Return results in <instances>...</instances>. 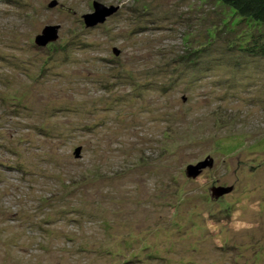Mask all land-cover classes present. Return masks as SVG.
<instances>
[{
  "label": "rangeland",
  "instance_id": "374dc122",
  "mask_svg": "<svg viewBox=\"0 0 264 264\" xmlns=\"http://www.w3.org/2000/svg\"><path fill=\"white\" fill-rule=\"evenodd\" d=\"M226 14L0 0V264H264V59L208 38Z\"/></svg>",
  "mask_w": 264,
  "mask_h": 264
},
{
  "label": "trees",
  "instance_id": "16d2710c",
  "mask_svg": "<svg viewBox=\"0 0 264 264\" xmlns=\"http://www.w3.org/2000/svg\"><path fill=\"white\" fill-rule=\"evenodd\" d=\"M213 2L218 11L222 9L227 10L226 15L228 17L224 20H228L225 21L227 24H225L223 28V36H219V33L216 36L211 35L208 38H217L218 41L222 42L223 45H227L230 49L238 47L239 50L246 51L250 53L251 56H258L264 59V0H213ZM228 25H230V28H228ZM202 39V35L198 36L197 40L196 38L192 39L185 54L180 56L176 63L186 65V62L191 63L192 61H196L197 57H199L197 53L204 51L205 46L212 45L210 41L207 44H203L201 42ZM227 82L234 85L237 81L229 80ZM238 82L242 83L243 80H239ZM216 85H220L219 82H217ZM259 91H264V83H260ZM255 100L259 101L258 103L261 105L258 106L264 109V94L260 99L255 98ZM259 212H262L260 214H262L264 218V208L260 209ZM253 234L254 233L251 232L248 235V240L244 241V249H242V252L244 251V253H246L254 247V249L264 251V242L255 240ZM256 243L258 244L256 245ZM237 249L241 251L240 248ZM258 256L253 259L257 260V262L260 261V259H264V257L260 258Z\"/></svg>",
  "mask_w": 264,
  "mask_h": 264
},
{
  "label": "water",
  "instance_id": "95a60500",
  "mask_svg": "<svg viewBox=\"0 0 264 264\" xmlns=\"http://www.w3.org/2000/svg\"><path fill=\"white\" fill-rule=\"evenodd\" d=\"M56 4L57 2L54 1L51 6H56ZM93 6L95 10L94 14L91 13L84 16L85 23L89 28H93L99 23H103L107 17H110L111 15L115 14L118 10V8L116 7H106L105 5L98 2H95ZM58 30V26H48L43 30L42 35L37 36L36 41L40 44L41 47H45L49 42L57 40ZM77 152H80V149H78ZM201 166L204 165L200 164L197 167H189V173L192 174V176L199 174L198 169Z\"/></svg>",
  "mask_w": 264,
  "mask_h": 264
},
{
  "label": "bare ground",
  "instance_id": "6f19581e",
  "mask_svg": "<svg viewBox=\"0 0 264 264\" xmlns=\"http://www.w3.org/2000/svg\"><path fill=\"white\" fill-rule=\"evenodd\" d=\"M14 74V73H13Z\"/></svg>",
  "mask_w": 264,
  "mask_h": 264
}]
</instances>
